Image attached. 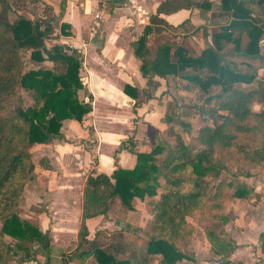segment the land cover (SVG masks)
Masks as SVG:
<instances>
[{
  "label": "trees",
  "instance_id": "16d2710c",
  "mask_svg": "<svg viewBox=\"0 0 264 264\" xmlns=\"http://www.w3.org/2000/svg\"><path fill=\"white\" fill-rule=\"evenodd\" d=\"M36 1L0 0V264L37 262L39 255L45 258L43 264H51L48 232L17 214L25 183L37 167H47L45 161L31 159L28 147L60 137L64 121L81 122L91 111V104L79 99L81 54L60 45L47 48L50 26L18 13V8ZM255 2L165 0L158 6L131 45L142 77L149 86L155 76L172 74L205 94L216 88L208 100L219 115L198 128L192 143L169 128L172 142L136 153L131 170L118 168L110 177L91 171L83 186L76 247L61 264H177L189 259L184 250L196 230L192 221L219 218L235 199L245 197V191L231 188L226 176L264 161V83L249 86L261 68L256 61L264 65V17L254 10ZM260 4L264 6V0ZM195 7L215 8L214 18L224 19L210 33V47L196 57L169 42L149 49V36L163 29L154 27H167L158 15ZM11 13L15 18L9 20ZM227 49L232 56L224 61L221 53ZM241 64L246 71L239 69ZM128 89L136 98L137 90L126 85L124 92ZM254 105L260 109L254 111ZM116 197L126 208L135 198L146 200L153 217L150 228L159 237L143 245L121 241L108 248L89 241L85 221L105 216L108 201Z\"/></svg>",
  "mask_w": 264,
  "mask_h": 264
},
{
  "label": "crops",
  "instance_id": "0c3cea01",
  "mask_svg": "<svg viewBox=\"0 0 264 264\" xmlns=\"http://www.w3.org/2000/svg\"><path fill=\"white\" fill-rule=\"evenodd\" d=\"M164 1L116 0L98 27L93 24L98 0H37L25 5L22 15L50 26L47 48L60 45L81 54L83 90L79 99L91 104L81 122L62 123L60 137L28 147L31 159L45 161L47 167H37L25 183L17 214L41 232H48L51 257L59 255V263L51 264H61L76 247L83 186L91 171L110 177L118 168L131 170L136 153L172 142L169 128L191 140L200 126L219 115L208 100L217 93L216 88L205 94L172 74L155 76L149 86L139 71L140 61L131 45ZM214 9L195 7L158 15L167 27H154L163 29L149 36V49L169 42L199 56L211 46L210 33L224 23V19L214 18ZM43 66L50 67V63ZM258 82L264 83L257 77L249 86L256 87ZM126 85L137 90L135 99L130 97V89L124 92ZM196 102L198 109L193 106ZM226 178L233 190L245 191V197L235 199L233 207L219 218L192 221L196 230L184 250L190 260L183 258L177 264H264V161ZM152 219L146 200L135 198L126 208L116 197L108 201L105 216L85 221L87 239L102 248L121 241L143 245L159 237L150 228ZM37 259L24 264H40V257Z\"/></svg>",
  "mask_w": 264,
  "mask_h": 264
},
{
  "label": "rangeland",
  "instance_id": "374dc122",
  "mask_svg": "<svg viewBox=\"0 0 264 264\" xmlns=\"http://www.w3.org/2000/svg\"><path fill=\"white\" fill-rule=\"evenodd\" d=\"M24 10H25V6L24 7H22L21 9L20 8H18L17 9V11H19L21 14H23L24 13ZM15 15L13 14V13H11L10 15H9V20H12L13 18H15L14 17ZM260 45H261V47H262V54H264V39H262L261 41H260ZM230 49H227L224 53H223V59H224V61L225 60H229L231 57H230ZM255 65L256 66H261V68H259V69H257V77H258V79L259 80H261V81H264V65L260 62V61H256V63H255ZM239 69L240 70H242V71H246V66H245V64H241L240 66H239ZM242 88H243V86H242ZM246 88V87H245ZM191 106V105H190ZM193 106L196 108V109H198L199 108V105H198V102H196V103H194L193 104ZM255 106H259V105H254V107ZM254 107H253V110H254ZM260 109V106H259V108H258V110ZM255 111V110H254ZM193 113V112H192ZM191 113V114H192ZM194 113L195 114H197V112H195L194 111ZM191 119L192 120H194V117L192 116L191 117ZM195 123H198L197 121H194ZM194 123V124H195ZM195 125H198V124H195ZM172 128V127H171ZM182 135V137L186 140V142H188V143H192L193 142V139L194 138H192L191 140H187L188 139V136H186V134H184V133H182L181 134ZM172 139V138H171ZM173 140V139H172ZM7 240L9 241V239L7 238ZM144 244V243H143ZM142 245V244H141ZM38 257V256H37ZM39 257H40V264H43L44 263V261H45V258H44V256H41V255H39ZM58 257H59V255L57 254V255H53L52 257H51V263L52 262H54V261H57L58 263H59V260H58ZM37 261H38V259H37ZM5 264H17L14 260H8Z\"/></svg>",
  "mask_w": 264,
  "mask_h": 264
},
{
  "label": "built area",
  "instance_id": "2783aa9c",
  "mask_svg": "<svg viewBox=\"0 0 264 264\" xmlns=\"http://www.w3.org/2000/svg\"><path fill=\"white\" fill-rule=\"evenodd\" d=\"M115 1L116 0H98L97 6L93 12V24L95 27L100 25L106 13L108 12L110 5Z\"/></svg>",
  "mask_w": 264,
  "mask_h": 264
},
{
  "label": "water",
  "instance_id": "95a60500",
  "mask_svg": "<svg viewBox=\"0 0 264 264\" xmlns=\"http://www.w3.org/2000/svg\"><path fill=\"white\" fill-rule=\"evenodd\" d=\"M254 10L257 11L262 17H264V6L260 4V0H256L254 4ZM259 106H255L254 110L257 111Z\"/></svg>",
  "mask_w": 264,
  "mask_h": 264
}]
</instances>
